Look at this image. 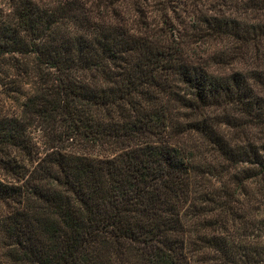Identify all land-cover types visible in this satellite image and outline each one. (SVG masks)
I'll use <instances>...</instances> for the list:
<instances>
[{
    "label": "trees",
    "instance_id": "trees-1",
    "mask_svg": "<svg viewBox=\"0 0 264 264\" xmlns=\"http://www.w3.org/2000/svg\"><path fill=\"white\" fill-rule=\"evenodd\" d=\"M0 90V264H264V0H0Z\"/></svg>",
    "mask_w": 264,
    "mask_h": 264
},
{
    "label": "rangeland",
    "instance_id": "rangeland-1",
    "mask_svg": "<svg viewBox=\"0 0 264 264\" xmlns=\"http://www.w3.org/2000/svg\"><path fill=\"white\" fill-rule=\"evenodd\" d=\"M0 91H2L1 94H0V97L1 98H6V96H5L4 92H3L4 90H0ZM9 112H11V110Z\"/></svg>",
    "mask_w": 264,
    "mask_h": 264
}]
</instances>
